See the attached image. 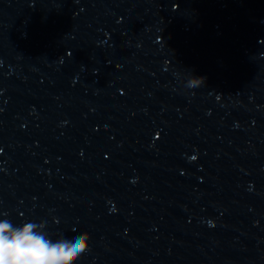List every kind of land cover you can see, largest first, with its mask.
Returning a JSON list of instances; mask_svg holds the SVG:
<instances>
[{"label": "clouds", "instance_id": "clouds-1", "mask_svg": "<svg viewBox=\"0 0 264 264\" xmlns=\"http://www.w3.org/2000/svg\"><path fill=\"white\" fill-rule=\"evenodd\" d=\"M204 77L188 75L184 87L200 88ZM194 94V93H193ZM0 212V264H77L90 250V234L52 239L41 221L14 224Z\"/></svg>", "mask_w": 264, "mask_h": 264}]
</instances>
